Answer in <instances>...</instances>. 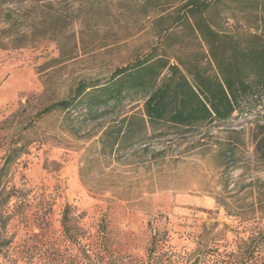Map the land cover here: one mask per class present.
<instances>
[{"label":"rangeland","instance_id":"obj_1","mask_svg":"<svg viewBox=\"0 0 264 264\" xmlns=\"http://www.w3.org/2000/svg\"><path fill=\"white\" fill-rule=\"evenodd\" d=\"M200 1L221 37L264 43V0ZM190 2H0V167L10 144L26 146L4 178L0 264H239L244 243L264 247V106L116 144L147 94L38 118L151 53L216 74L181 20Z\"/></svg>","mask_w":264,"mask_h":264},{"label":"trees","instance_id":"obj_2","mask_svg":"<svg viewBox=\"0 0 264 264\" xmlns=\"http://www.w3.org/2000/svg\"><path fill=\"white\" fill-rule=\"evenodd\" d=\"M7 1L29 0H0L2 3ZM185 8L181 20L186 21L209 47L216 74L208 75L198 67L183 63L171 64L169 59L151 53L132 66L118 69L110 84L80 83L73 99L49 106L38 118L54 111L79 108L92 115L109 107L111 102L115 107L132 94H147L144 113L123 120L127 125L126 137L116 134L113 141L116 144L122 138H135L158 127L197 132L225 123L236 113L264 106V43L242 45L221 37L206 18L209 6L200 0H191ZM223 41L228 42L226 48L221 46ZM25 153L26 146L13 143L1 158L0 205L7 204L11 198L4 178ZM3 221L0 216V235L6 227ZM263 238L264 233L258 239ZM255 240L239 247V264H264V247L252 243Z\"/></svg>","mask_w":264,"mask_h":264}]
</instances>
